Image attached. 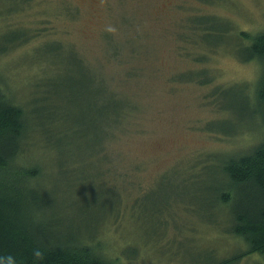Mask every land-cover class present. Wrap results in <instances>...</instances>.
I'll return each mask as SVG.
<instances>
[{"label":"rangeland","instance_id":"rangeland-1","mask_svg":"<svg viewBox=\"0 0 264 264\" xmlns=\"http://www.w3.org/2000/svg\"><path fill=\"white\" fill-rule=\"evenodd\" d=\"M9 4L10 0H0V34L12 27L33 34L30 43L0 56V75L9 96L14 95L20 104L30 99L33 77L43 75L44 70V64L35 61L34 51L45 40L55 39L65 44L64 49L74 47L90 61L98 87L110 85L120 98L127 97L137 106L125 120V132L121 133L124 125L111 129L115 140L109 150L108 139H104L94 155L88 150L80 153L82 164L74 165L75 172H71V193L60 195L65 204L62 210H55L56 216L87 233L94 228L91 217L109 214V224L101 225L99 239H104L107 230V246H117L120 257L131 253L125 245L136 244L140 254L128 264H189L208 247L232 253L241 246L205 221L203 210L195 207L201 197L193 189V184L204 178L195 181L188 172L197 160L205 161L217 152L244 151L262 135L253 132L258 120L243 117L237 110L223 111L211 100L216 87H229L238 91L236 94L248 89L243 84L256 82L261 67L257 62H242L231 51L233 33L213 49L210 43L217 41L203 42V35L195 36L189 26L194 15L213 14L229 20L239 31L255 34L264 30V0H33L5 14L2 9ZM68 6L76 12L74 18L62 14ZM115 49L124 56L120 64L113 60ZM201 66L208 68L210 76L215 75L211 84L175 79ZM56 71L53 68L52 72ZM130 71H135L132 77L127 74ZM230 131L242 133L231 135ZM32 140L31 157L45 167L48 187L63 184L68 189L70 185L60 180L62 165L43 157L41 140L36 136ZM72 166L66 163L70 171ZM125 171L134 174L128 175L129 184L137 188L135 197H141L143 209L130 208V198L125 197L128 183L119 176ZM85 175L93 180L89 195L103 191L115 195L125 207L117 210L121 213L115 224L112 210H80L67 205L73 190L76 193L87 186L78 178ZM192 205L197 215L189 213ZM158 207L161 209L156 210ZM175 239H181L180 243H174ZM239 264H264V258L252 253Z\"/></svg>","mask_w":264,"mask_h":264},{"label":"trees","instance_id":"trees-1","mask_svg":"<svg viewBox=\"0 0 264 264\" xmlns=\"http://www.w3.org/2000/svg\"><path fill=\"white\" fill-rule=\"evenodd\" d=\"M32 1L10 0L11 4L2 10L10 14L11 10H19ZM201 1L210 3L213 0ZM62 14L73 18L76 16L69 6ZM193 19L196 21L193 20L189 26L193 34H202L203 42L217 41L210 43L213 49L233 33L231 37L235 41L231 51L242 62L260 64L258 80L243 84L248 89L236 94L238 91L229 87H216L211 93V100L223 111L237 110L243 117L258 120L253 132H262V135L244 151L209 154L205 161L197 160L189 168L191 179L197 181L204 178L200 180L201 183L193 184L194 191H198L201 197L195 207L203 210L205 221L210 226L224 231L233 242L242 243L231 250L232 253L208 247L198 260L189 264H239L252 253L264 258V30L255 34L239 31L229 20L213 14L194 15ZM228 22L231 26H228ZM1 33L0 56L19 45L30 43L33 37L29 30L19 27L8 28ZM195 41L194 44L198 45L199 41ZM64 45L60 40L50 39L36 47L33 56L38 64H44L43 75L33 77L31 97L21 101L22 104L14 95L7 94L8 89L0 75V255L12 253L17 256L19 264H33L32 250L40 248L45 253L40 264H128L140 254L136 244L125 245L131 253L120 257L117 246H107V230L104 229V239H99L101 225L109 224V214L100 219L91 217L95 224L87 233H82L55 214V210H62V204H65L60 199L62 192L65 195L71 193V172H75L74 165L82 164L80 153L88 150L94 155L104 139H108L109 150L115 140L111 129L124 125L121 133L125 132V120L130 118L129 114L136 106L127 97L120 98L109 84L106 88L103 85L104 88L98 87L99 81L90 61L85 60L76 48L68 47L66 50ZM63 54L66 55L65 59H62ZM112 57L117 64L123 62L124 56L117 49L112 52ZM198 61L202 62L200 59ZM64 63L66 66H62ZM53 68L57 71L52 72ZM207 71V67L201 66L184 71L185 74L181 73L175 79L211 84L215 75L210 76ZM134 73L127 72L129 77ZM213 97H217V101ZM218 98L227 101L219 102ZM240 133L242 131L229 132L231 135ZM34 136L41 140L42 156L62 165L60 180L62 178L70 185L68 189L63 184L53 189L48 187L45 167L36 164L37 160L31 157ZM67 162L73 165L71 171L66 169ZM130 174L134 175L127 171L119 173L128 183L125 197L130 198L131 210L143 209L141 197H135L137 188L129 184ZM78 178L87 186L76 193L73 190V197L66 201L67 205L80 210H112V224H115L121 213L117 210L125 209L117 197L103 191L89 195V183L93 180L88 175ZM129 201L125 199V206ZM155 209L160 210L161 207ZM194 209L192 205L189 213L197 215ZM131 215L133 217L134 212ZM180 241L175 239L173 242L179 244Z\"/></svg>","mask_w":264,"mask_h":264},{"label":"clouds","instance_id":"clouds-1","mask_svg":"<svg viewBox=\"0 0 264 264\" xmlns=\"http://www.w3.org/2000/svg\"><path fill=\"white\" fill-rule=\"evenodd\" d=\"M33 264H40L44 259L45 253L40 248H35L32 250ZM0 264H19L18 258L12 253H7L0 255Z\"/></svg>","mask_w":264,"mask_h":264}]
</instances>
